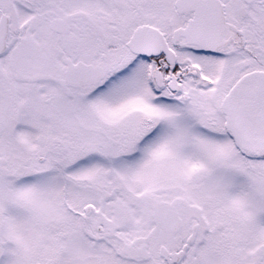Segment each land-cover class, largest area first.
Listing matches in <instances>:
<instances>
[{"label": "snow or ice", "instance_id": "obj_1", "mask_svg": "<svg viewBox=\"0 0 264 264\" xmlns=\"http://www.w3.org/2000/svg\"><path fill=\"white\" fill-rule=\"evenodd\" d=\"M0 264H264V0H0Z\"/></svg>", "mask_w": 264, "mask_h": 264}]
</instances>
